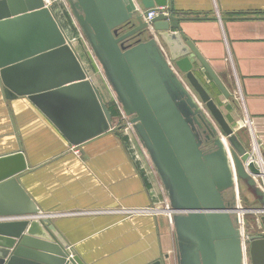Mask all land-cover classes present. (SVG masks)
Segmentation results:
<instances>
[{
  "label": "water",
  "instance_id": "95a60500",
  "mask_svg": "<svg viewBox=\"0 0 264 264\" xmlns=\"http://www.w3.org/2000/svg\"><path fill=\"white\" fill-rule=\"evenodd\" d=\"M66 1L168 192L177 264H244L241 235L232 216L237 208L227 144L237 177L253 190L262 212L264 194L250 175L258 174L254 164L247 169L243 165L248 153L193 73L196 60L221 94L229 97L194 44L180 34L184 19L173 15L169 0L168 14H159L151 24L177 73L185 76L226 138L171 69L157 41L140 40L148 25L133 0ZM139 1L144 10L167 4V0ZM0 83L7 100L26 98L70 146L111 130V115L99 91L42 0H0ZM26 170L21 151L0 157V218L24 219L39 213L17 179ZM248 240L252 264H264V238L251 235ZM0 241L6 248L0 257L7 260L0 264H84L48 220L1 222Z\"/></svg>",
  "mask_w": 264,
  "mask_h": 264
},
{
  "label": "crops",
  "instance_id": "0c3cea01",
  "mask_svg": "<svg viewBox=\"0 0 264 264\" xmlns=\"http://www.w3.org/2000/svg\"><path fill=\"white\" fill-rule=\"evenodd\" d=\"M171 2L173 15L184 19L180 34L218 77L233 74L243 119L231 103L224 119L235 131L246 130L241 145L254 140L264 160V0ZM50 11L64 35L76 37L66 8L54 1ZM115 127L112 122L107 133L73 147L26 98L6 101L0 89V157L25 155L27 170L17 179L39 210L24 219L48 220L84 264H177L176 236L165 213L168 192L131 134Z\"/></svg>",
  "mask_w": 264,
  "mask_h": 264
},
{
  "label": "rangeland",
  "instance_id": "374dc122",
  "mask_svg": "<svg viewBox=\"0 0 264 264\" xmlns=\"http://www.w3.org/2000/svg\"><path fill=\"white\" fill-rule=\"evenodd\" d=\"M57 1H58V4H61L62 6H64L66 8V13L68 14V17L70 19V23L72 24L73 29H75L77 31L76 37H71L70 35L66 34L65 35L66 40L70 43L71 47H74L73 48L74 51L79 55L80 63L82 65V68L85 71L86 77L92 83V85L99 91L103 103L106 105L108 111L110 112L111 121L116 124L115 128L121 130L122 132H125V131L129 132V134H131V136L135 140L136 146H138V148H140L142 150V152H144V154L147 155L149 158V155L144 151L141 143L139 142V140L137 138V135L134 133V130L132 129L131 125L129 124V122H128V120H127V118H126V116L122 110V107L120 106V104L118 103V101L116 99L115 94L113 93V91L111 90V87L109 86L108 82L106 81L103 70H102L99 62L97 61L92 49L90 48L87 40L85 39L82 31L80 30L76 20L74 19L73 14H72L70 8L68 7L67 1L66 0H57ZM153 37L156 38L157 42L160 44L161 48L163 49L166 56L168 57L170 63L172 64V66H174V63L171 59L169 50L163 44V41L159 37L158 33L154 32V34H152L150 32H145V34L140 37V40L146 41L148 38H153ZM134 40L135 39H132L130 41V43H133ZM197 64L199 65V63L196 60H194L193 61V73H194L195 77L197 78V80L199 81V83L203 86V88L205 89V91L209 95L211 101L214 103L216 108L225 117V115L227 116V114H226L227 110L225 107L228 105V103H231V105L235 104L238 108L240 118L243 119V115H242V111H241V107H242L241 106V99L239 96L238 87L236 86L233 74L231 76V72L228 73L229 72L228 71L226 74L227 76L224 74V75H221L220 77H218L229 92V97L225 98L226 100H224V98H223L224 96L222 94L218 93L220 91L213 84L211 79L210 80L208 79L209 84L206 83L207 79H206L205 71L202 69L201 66H200V68H197L196 67ZM197 72H202L201 75H204L205 79H203V77H201V75L199 76V74ZM178 75H179L180 79L182 80V82L184 83V85L186 86V88L189 90V92L192 94L194 99H196V101L198 102V104L202 108V111H203L204 115L206 116V118L208 120L210 119L209 121L216 128L218 134L221 135L222 138H226L224 136V134L222 133L221 129L219 128V126L217 125L216 121L212 117V114L209 111V109L206 107L205 104H203L201 102L198 95L195 93V91L191 88L189 83L186 81L185 76L181 75L180 73H178ZM222 77L225 80H222ZM210 83L217 88L216 93H218V96L213 94V91H214V90H212L213 86ZM215 87H214V89H215ZM0 89H2L1 83H0ZM3 97H4V94H3ZM4 99L6 101H12V100H7L5 97H4ZM235 119H237V117ZM225 121L227 122V120H225ZM228 125L232 129V132L237 137V139L238 138L242 139V137H246V135H247V133L245 132L246 130L245 131H243V130L235 131V129H233L231 127L232 125H230L229 123H228ZM242 125H243V122H242ZM236 130H238V129H236ZM246 139H247V137H246ZM246 141L248 142V140H246ZM253 142H254V140L250 139V142H248L249 145L247 146V143H246L243 146V148L246 150V152H248L250 150ZM231 152H232V148L229 144H227V151L225 152V155L227 158V164H228V168H229V171L231 174L232 181H233V183H236L237 190L233 191V195L236 197V204L238 206V209L240 210L239 214L242 216V218H243L242 220L244 221L243 227L246 230L245 234L247 233L249 235L248 237H250L252 235V236H262L264 238V225L262 222V217H264V213H262V211L259 210V209H261V204H260L258 198H256V196L254 195L253 190L249 189L246 186V184L243 183L242 181H240L239 178L237 177V173H236V170L234 167ZM149 160H150V158H149ZM150 164L153 166L151 160H150ZM233 195L230 194V197L231 196L233 197ZM165 197H166V195H165ZM166 200H168V199H165V201ZM248 237L245 238L246 240L244 243L245 264H252L251 255H250V241L248 240Z\"/></svg>",
  "mask_w": 264,
  "mask_h": 264
},
{
  "label": "built area",
  "instance_id": "2783aa9c",
  "mask_svg": "<svg viewBox=\"0 0 264 264\" xmlns=\"http://www.w3.org/2000/svg\"><path fill=\"white\" fill-rule=\"evenodd\" d=\"M54 1H57V0H42V3H43V5H44L45 8H47V9L50 10V8L53 5ZM138 12L142 15L143 21L148 25L147 32H150L152 34H154V31H153V28H152L151 20L154 19L155 17H157L159 14H164V15H167L168 14V10H167L166 7H154V8L149 9V10H143V11L138 10ZM154 39L156 40V38H154ZM158 45H159V47H160V49H161L164 57L166 58L167 63L169 64V66L171 67V69L176 73V75L180 79V77H179L176 69L170 63L168 57L166 56L165 52L163 51V49L161 48V46H160L159 43H158ZM256 150L259 153L260 159L258 158V154H256ZM226 151H227V147H226L225 152ZM247 153L249 155L248 162L247 163H244L243 165H244L245 169H247L248 168V165L250 163H253L254 164L256 170L258 171V174L257 175L250 174V175H251L252 179L255 181L256 187L264 194V160H263V158H262V156L260 154L258 145L255 142H253L252 145H251L250 150ZM234 187H235L234 189L236 191L237 190L236 183H234ZM165 203H166L165 204V213H166V216L168 218V221H169L170 225H173V215H174V212H172L168 200H166ZM236 208L237 209L232 212V216L235 219V224H236L238 230L240 231L241 240H242L243 258H244V264H245L244 243H245V240H246L245 238H247L249 235L247 233H246L247 235L245 234L246 230L243 227L244 221L242 220L243 219L242 216L239 214L240 213V210L238 209L237 204H236ZM262 213H264V212H262ZM2 221H4V220L2 218H0V222H2Z\"/></svg>",
  "mask_w": 264,
  "mask_h": 264
},
{
  "label": "bare ground",
  "instance_id": "6f19581e",
  "mask_svg": "<svg viewBox=\"0 0 264 264\" xmlns=\"http://www.w3.org/2000/svg\"><path fill=\"white\" fill-rule=\"evenodd\" d=\"M210 120V119H209ZM256 154H258V158L260 159V157H259V153H258V151L256 150ZM257 156V155H256Z\"/></svg>",
  "mask_w": 264,
  "mask_h": 264
}]
</instances>
